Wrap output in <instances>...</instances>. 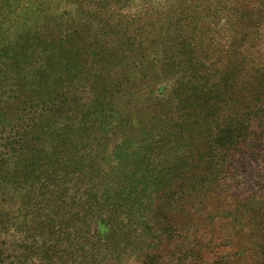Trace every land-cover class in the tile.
Segmentation results:
<instances>
[{
    "label": "trees",
    "instance_id": "16d2710c",
    "mask_svg": "<svg viewBox=\"0 0 264 264\" xmlns=\"http://www.w3.org/2000/svg\"><path fill=\"white\" fill-rule=\"evenodd\" d=\"M159 1L0 0V264L45 254L43 262L50 250L51 258L102 264L141 240L117 219L128 214V186L144 179L157 122L182 86L159 83L164 68L194 78L184 93L191 102L204 88L196 79L208 73L226 82L223 92L247 91L241 77L263 81L264 72L246 73L225 52L239 34H229L237 10L222 11L248 0ZM100 98L113 107L110 126L102 112L88 113ZM92 125L108 129L85 137Z\"/></svg>",
    "mask_w": 264,
    "mask_h": 264
},
{
    "label": "rangeland",
    "instance_id": "374dc122",
    "mask_svg": "<svg viewBox=\"0 0 264 264\" xmlns=\"http://www.w3.org/2000/svg\"><path fill=\"white\" fill-rule=\"evenodd\" d=\"M186 1L190 6L195 2H177ZM222 1L227 4L229 0ZM235 10L229 34L239 35L225 45V52L231 51L227 59L237 65L236 61L242 62L246 73L257 75L264 72V0H248L222 12L230 15ZM125 11L132 13L131 9ZM221 56L217 54L215 59ZM218 77L216 71L198 77V86L204 88L193 92L191 102L184 93L191 92L194 78L182 72L173 74L169 66L159 75V83L182 86L173 97L177 102L164 107L155 127L160 134L149 146V163L142 166L146 180L133 177L135 182L128 186L132 191L126 197L128 214L117 219L122 224L119 227L135 230L141 240L130 247L122 245L102 264H264V79L249 85L241 77L247 91L223 92L220 88L226 82ZM167 87L158 91L163 98L169 92ZM249 87V91L258 87L259 93L250 94ZM106 100L98 99L88 113L102 112L99 118L110 126L111 121L104 118L112 115L113 107ZM99 126H87L85 137L108 129ZM88 140L84 134L77 138L81 145ZM117 140H112L114 145L121 142ZM112 145L107 143V147ZM80 148L76 146V150ZM128 176L132 178V172ZM138 182L146 185L144 191H137ZM78 248L75 245L69 250ZM45 256H36L32 264L78 262L71 263L69 256L51 258V250L48 259L38 260Z\"/></svg>",
    "mask_w": 264,
    "mask_h": 264
}]
</instances>
